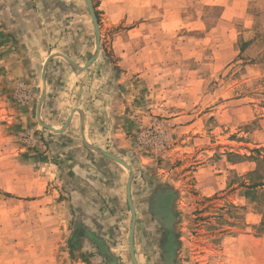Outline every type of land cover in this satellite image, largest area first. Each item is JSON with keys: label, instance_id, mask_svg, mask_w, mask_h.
Instances as JSON below:
<instances>
[{"label": "rangeland", "instance_id": "1", "mask_svg": "<svg viewBox=\"0 0 264 264\" xmlns=\"http://www.w3.org/2000/svg\"><path fill=\"white\" fill-rule=\"evenodd\" d=\"M78 1L87 43L81 34L78 50L67 48L69 37L57 49L73 54L87 44L81 58L70 55L82 67L99 56L106 71L91 87H104L101 102L75 99L69 87L83 81L71 84L67 71L50 80L62 97L74 94V122L82 106L109 113L122 146L117 139L119 150L99 148L75 130L56 134L71 116L54 127L56 109L41 115L46 62L14 55L17 39L0 41V264H73L81 219L70 195L95 187L70 168L91 157L121 164L99 151L132 169L137 264H164V230L148 215L149 194L159 186L176 195L173 264H264V0H105L108 12L91 0L98 51L88 7ZM67 59L52 65L68 66ZM129 175L121 164L106 180L121 178L111 243L119 264H133Z\"/></svg>", "mask_w": 264, "mask_h": 264}, {"label": "crops", "instance_id": "2", "mask_svg": "<svg viewBox=\"0 0 264 264\" xmlns=\"http://www.w3.org/2000/svg\"><path fill=\"white\" fill-rule=\"evenodd\" d=\"M77 1L78 0H0V41H4V44H7L9 42H6V40L15 41V39H17L21 42V45L17 46L14 55L23 56L24 53L30 56L32 55L35 57L34 59L38 60L40 67L46 62L45 97L42 102L44 108L42 107L41 115L46 110H48L47 113L49 112L50 114L53 109H56L53 120L58 124L53 125L54 127H61L69 116H71L70 122L63 128L64 130L56 134H62L68 130H75L78 131L80 136L83 134L89 142L99 148L110 147L112 143L116 144L117 150H119L116 140L120 139L119 146H122V137L121 134H115V129L110 130L113 117L111 118L110 114L107 112L105 115V112L99 111L100 109L92 113L88 111L86 107L82 106V112L78 114V122H74L76 117L74 114H71L75 108L73 99L74 94L72 99L71 97L68 99L64 97V95L62 97V95H60L62 91L59 85L53 79L50 80V76L55 74L56 71L62 73L67 71L68 74L66 76L71 79V84L81 83V81H83L80 86L78 84L75 88H73V86L69 87V90L73 89L74 91L75 89L77 91L79 97L75 96V99L82 97L84 102L90 99L88 104H90L91 101H95L94 103L96 104L101 102L100 98L102 99V97L98 94L100 93V95H103L104 87L100 86L97 89L95 88L96 90H93L91 87L93 85L92 81L97 77L102 78L106 71V65L100 61L98 58L99 56L91 65L82 67V64L70 57V55L72 56L75 54L77 57L81 58L82 51H85V45L87 44H84L83 49L79 52L74 51L73 54L57 49L60 42L62 46L64 45L63 40H67L66 37H69L71 41L68 43V49H79L75 41L80 40L81 34H83L82 38H84L85 43H87V23L83 11H80L79 1ZM99 3L97 8H104L107 12L109 11L108 7H104L106 3L105 0H99ZM77 11H80V13H77ZM1 47H3V45ZM59 56H68L67 61L69 65L67 64L68 66H66L62 64L54 67V60ZM86 61L87 59H85L83 63ZM34 68L35 61L34 63H30L29 67H26V70L29 71ZM31 85L33 86V84ZM34 86L36 87V85ZM72 93L70 94L69 92L70 95H72ZM95 94L98 96L96 97ZM76 107L79 108L78 106ZM98 108V106L95 107V109ZM110 148L104 149L110 150ZM99 158L104 157L101 156ZM99 162H101V159L91 157L90 160H86L84 163L79 161V163L70 168V171L75 174L76 179L83 180L89 178L86 180L89 181L91 179L92 181L90 183L95 187L90 191L88 189L91 188L88 186L89 188L87 187V189H85L87 191L80 190L78 192H71L70 195L72 201L78 202L76 206H78V214L81 219L71 241L73 243L72 253H74L73 255L76 258L73 264H119L118 259L112 251L111 243L114 238L112 236L113 232H116L118 227L112 216V208L113 205L114 208H118L123 201V199L121 201L120 195L121 178L111 183H106V180L108 177L107 174H109V168H113L117 165L120 166L121 164L115 162L111 163V161H105L103 162L104 164ZM117 171H119V168L117 169L116 167L115 172ZM106 186H108L107 189ZM164 188V186L155 187L148 197V215L155 225L156 223H162L158 218L152 215L150 210L151 205L154 203L153 194L156 189ZM116 190H118V194L115 192ZM171 190L172 194H175L174 190ZM171 199L172 197L164 201L160 199V208L170 204ZM162 227L165 234L163 224ZM162 242L163 239L161 243ZM161 243L160 250L163 258ZM163 262L166 264L164 258Z\"/></svg>", "mask_w": 264, "mask_h": 264}, {"label": "water", "instance_id": "3", "mask_svg": "<svg viewBox=\"0 0 264 264\" xmlns=\"http://www.w3.org/2000/svg\"><path fill=\"white\" fill-rule=\"evenodd\" d=\"M85 3L88 7L90 17L92 20V24L94 27V32H95V41H96V49L98 51L99 49V43H100V33H99V27H98V22L96 19V15L93 10V6L91 3V0H85ZM91 63V60L87 61L85 65H88ZM103 155L120 162L121 164L125 165L128 170H129V181L127 184V189H126V194H127V202L131 211V222H130V228H129V235H128V243H129V252L130 256L132 259L133 264H137L135 253H134V231H135V221H136V216L134 212V207L132 204L131 196H130V182L132 179V169L130 165H128L126 162H124L122 159L116 157L115 155L105 152V151H99ZM175 194H172L171 188H164V189H156L153 194L154 198V203L151 205V213L154 215L156 218H158L161 223L163 224L165 228V234L163 238V242L161 243L162 250H163V258L166 264H172L174 258H175V253H176V241H175V231H174V216H173V209H172V203L173 200L175 199ZM170 197L171 203L168 204L167 206L160 208V199L167 200Z\"/></svg>", "mask_w": 264, "mask_h": 264}]
</instances>
